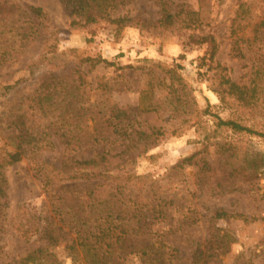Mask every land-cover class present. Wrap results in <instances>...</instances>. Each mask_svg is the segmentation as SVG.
Instances as JSON below:
<instances>
[{"label": "rangeland", "instance_id": "obj_1", "mask_svg": "<svg viewBox=\"0 0 264 264\" xmlns=\"http://www.w3.org/2000/svg\"><path fill=\"white\" fill-rule=\"evenodd\" d=\"M125 2L112 15L132 17L128 24L98 19L82 26L71 24L73 17L60 0H0V169L5 177V196H0V264L19 262L44 243L34 241L38 234L31 241L24 240L16 228L31 225L36 211L43 215L50 208L38 169H46L47 163L62 165L66 144L60 133L69 135L76 124L81 131H92L114 104L135 108L131 110L136 116L135 129L146 130L152 125L162 135L147 152L136 149L111 159L112 165L129 161L125 170L148 181L142 193L127 188L123 195L146 199L155 207L146 212L150 217L143 234L131 233L110 264H192L200 251L199 264H264V178L229 177L228 161L217 152V143L231 142L239 149L233 161L240 164L245 151L264 154V138L216 130L217 115L236 117L248 110L231 96L227 95V104L220 100L215 89L221 79L216 69L210 68L220 63L233 80L251 81L259 58L264 59V43L255 42L246 50L245 58L231 55L238 0H172V9L180 19L195 11L199 25L185 28L179 23L165 30L151 25L161 15L156 0ZM31 5L42 7L48 18L35 17ZM257 18L254 16L239 33L250 34L248 25ZM138 19L146 20L145 24ZM208 33L215 35L218 51L213 62L207 60L200 66L207 45L193 39ZM85 56H101L124 67L104 62L91 67L79 62ZM172 66H178L188 85L190 113L174 109L177 102L170 78L162 69ZM77 71L85 84L72 82ZM53 75L66 76L67 89L75 96L64 102L37 97V91L52 81ZM72 83L79 88H70ZM241 116L253 128L264 131L263 118L254 123L250 115ZM102 146L82 138L75 155L87 158ZM121 148L116 144L113 151ZM16 150L22 152V158L9 163V154ZM69 186V196L72 193L87 203L122 195L116 183L108 180ZM160 202L164 204L161 208L156 206ZM215 209L242 212L255 219L248 223L213 219ZM212 225L232 236L227 249L211 248ZM65 236L50 250L58 264H86L82 253L81 263L73 262L66 247L72 241ZM159 240L177 248V257L167 254L165 262H147L139 249L148 242L158 246Z\"/></svg>", "mask_w": 264, "mask_h": 264}, {"label": "trees", "instance_id": "obj_2", "mask_svg": "<svg viewBox=\"0 0 264 264\" xmlns=\"http://www.w3.org/2000/svg\"><path fill=\"white\" fill-rule=\"evenodd\" d=\"M60 1L64 4L68 14L73 17L72 25L87 26L98 19H106L111 23L125 25L134 20L127 15L116 17L112 15V12L119 5L125 4L126 0ZM156 1L160 7L161 15L151 23L153 28L165 30L179 23L185 28H194L199 25L197 12L186 13L184 19H180L179 13L172 9V0ZM29 8L39 20L48 18L42 7L31 5ZM256 10H260V14H257ZM254 16H258V18L251 25H248L250 26L248 30L250 34H240L239 31H244L247 23H250ZM138 20L141 24L146 22L144 19ZM233 22L230 53L233 57L242 59L246 57V50L255 42L264 43V0H238V9ZM235 24H237L236 27ZM193 40L207 45L200 66H203L207 60L213 62L218 51V42L215 35L208 33L195 37ZM184 56L183 54L182 57ZM79 62H87L91 67H95L101 62L107 65H115L116 68L124 67L101 56H85ZM178 66L177 68L174 66L162 67V69L170 78V87L177 102L174 109L182 113H190L192 112V101L188 98V85L180 74ZM127 67H132V65H127ZM210 68H215L221 79L219 87L215 89L220 100L227 104L226 97L227 95L231 96L234 102L248 110L247 112L237 113L240 116L236 117L223 118L217 115L216 130L225 129L233 133L254 134L264 138L263 130L253 128L241 116L243 114L250 115L254 123L261 117L263 120L260 121L264 124V59L259 58L257 69L252 73L254 79L251 81L233 80L227 72L228 68L220 63H216L212 67L210 65ZM51 79L52 81L46 82L37 91V97L40 98L41 96L43 99L55 98L54 102H57L60 98L64 102L68 97L75 96L71 89H67L66 76L53 75ZM74 81H79L80 85L85 84V79L80 71H77V77L72 78L73 83ZM73 83L70 88H79V85L74 86ZM57 86L60 89H56ZM132 109L135 108H122L114 104L109 107V113H105L99 119L101 125L96 124L92 131H81L76 124L74 129H70L69 135L65 132L60 133V137L66 144V153L63 156L62 165L57 166L53 163H47L46 169H43V167L38 169L39 174H42L43 177V190L46 191V203L50 205V208L43 215H37L38 212L36 211L31 217L33 218L31 225L25 227L21 225L16 228L19 236L24 240L31 241L32 237L38 234L34 241L41 239L44 240V243L35 246L25 258H22L19 262L15 261L14 264H58L55 254L50 250H54L60 239L66 238V234L72 241L66 247L70 251L69 254L72 256L74 263H81L80 253H82L85 255L86 264H110V260L118 255L125 239L131 233L143 234V230L146 228L145 224L148 217H150L146 212L153 210L155 205L153 207L152 203L146 199L140 201L126 197L123 195V190L128 188L140 194L147 189L146 183L148 181L145 176L133 175L125 170L129 165V161L112 165L111 159L132 154L136 149L147 152L150 146L157 144L162 131L152 125L146 130L135 129L133 126L136 116L134 118L132 115ZM207 112V108L203 110L204 114H207ZM82 138H87L88 141H96L97 144H103V146L99 150L93 149L90 157L78 158L75 152H78L79 148H76V146ZM105 141L107 143H104ZM140 143L141 145H138ZM116 144H119L122 148L113 151ZM217 152L220 156H223V160L228 161L229 177L252 179L262 176L264 178V154L245 151L240 155L242 158L240 164H236L233 158L239 156V149L226 140L217 143ZM21 158L22 152L16 150L9 154L8 162L14 163ZM207 164V161H204V167ZM2 166L3 164L0 163V168ZM99 180L116 183L122 195L120 197L115 195L102 201L91 199V203L82 202L80 197L72 193L69 196L70 184L77 185ZM4 189L5 177L0 169V196H5ZM161 204L163 203H157L156 206L161 208ZM212 217L213 219H241L246 223L255 219L242 212H230L224 209H215ZM91 222V225H85ZM231 238L232 236L227 231L212 225L211 248L227 249L228 240L230 241ZM139 252L142 257L146 258L147 262L155 260L165 262L167 254L176 258L178 249L159 240L158 246L148 242L139 249ZM200 256L201 251L196 255L192 264H199Z\"/></svg>", "mask_w": 264, "mask_h": 264}]
</instances>
